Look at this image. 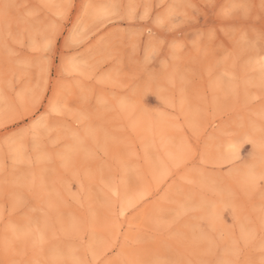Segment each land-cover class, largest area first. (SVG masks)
<instances>
[{
  "label": "rangeland",
  "instance_id": "374dc122",
  "mask_svg": "<svg viewBox=\"0 0 264 264\" xmlns=\"http://www.w3.org/2000/svg\"><path fill=\"white\" fill-rule=\"evenodd\" d=\"M0 264H264V0H0Z\"/></svg>",
  "mask_w": 264,
  "mask_h": 264
},
{
  "label": "snow or ice",
  "instance_id": "6c2138e0",
  "mask_svg": "<svg viewBox=\"0 0 264 264\" xmlns=\"http://www.w3.org/2000/svg\"><path fill=\"white\" fill-rule=\"evenodd\" d=\"M161 23H163V21H160ZM174 22V21H173Z\"/></svg>",
  "mask_w": 264,
  "mask_h": 264
}]
</instances>
